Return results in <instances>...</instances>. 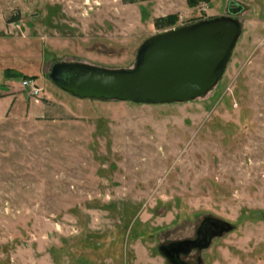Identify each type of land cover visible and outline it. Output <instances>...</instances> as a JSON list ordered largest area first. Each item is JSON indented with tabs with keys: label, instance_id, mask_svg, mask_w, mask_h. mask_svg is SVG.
Segmentation results:
<instances>
[{
	"label": "rangeland",
	"instance_id": "rangeland-1",
	"mask_svg": "<svg viewBox=\"0 0 264 264\" xmlns=\"http://www.w3.org/2000/svg\"><path fill=\"white\" fill-rule=\"evenodd\" d=\"M219 16L241 34L190 101L81 98L50 77L133 68L150 37ZM208 218L233 228L183 264H264V0H0V264H174L162 246Z\"/></svg>",
	"mask_w": 264,
	"mask_h": 264
},
{
	"label": "water",
	"instance_id": "water-1",
	"mask_svg": "<svg viewBox=\"0 0 264 264\" xmlns=\"http://www.w3.org/2000/svg\"><path fill=\"white\" fill-rule=\"evenodd\" d=\"M240 34L241 24L233 16L201 20L147 39L139 48L133 68L58 62L50 77L81 98L157 104L190 101L217 83ZM201 227L205 237L200 247L208 246L213 237L233 228L227 222L210 218ZM194 246V242L173 243L161 250L174 264H183L181 252Z\"/></svg>",
	"mask_w": 264,
	"mask_h": 264
},
{
	"label": "trees",
	"instance_id": "trees-1",
	"mask_svg": "<svg viewBox=\"0 0 264 264\" xmlns=\"http://www.w3.org/2000/svg\"><path fill=\"white\" fill-rule=\"evenodd\" d=\"M124 3H135L140 1H148V0H122ZM212 0H187V3L190 7L197 6L201 3H210ZM175 14H168L166 16L158 17L155 21V25L157 28H166L174 24L176 19Z\"/></svg>",
	"mask_w": 264,
	"mask_h": 264
},
{
	"label": "flooded vegetation",
	"instance_id": "flooded-vegetation-1",
	"mask_svg": "<svg viewBox=\"0 0 264 264\" xmlns=\"http://www.w3.org/2000/svg\"><path fill=\"white\" fill-rule=\"evenodd\" d=\"M202 227H200V229H199V239L197 240V241H195L194 242V244L195 245H198V246H200V245H202V242H203V240H204V237H205V235H204V233H205V230H204V232H203V228L201 229ZM182 253V252H181ZM181 264V263H180Z\"/></svg>",
	"mask_w": 264,
	"mask_h": 264
},
{
	"label": "built area",
	"instance_id": "built-area-1",
	"mask_svg": "<svg viewBox=\"0 0 264 264\" xmlns=\"http://www.w3.org/2000/svg\"><path fill=\"white\" fill-rule=\"evenodd\" d=\"M30 90H31L30 92H31L32 95H39V92L41 91L40 87H38L34 83L31 84V89Z\"/></svg>",
	"mask_w": 264,
	"mask_h": 264
}]
</instances>
